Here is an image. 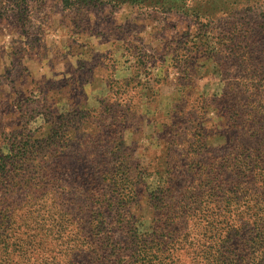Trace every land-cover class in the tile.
Segmentation results:
<instances>
[{
    "label": "rangeland",
    "instance_id": "374dc122",
    "mask_svg": "<svg viewBox=\"0 0 264 264\" xmlns=\"http://www.w3.org/2000/svg\"><path fill=\"white\" fill-rule=\"evenodd\" d=\"M262 220L264 0H0V264H244Z\"/></svg>",
    "mask_w": 264,
    "mask_h": 264
},
{
    "label": "trees",
    "instance_id": "16d2710c",
    "mask_svg": "<svg viewBox=\"0 0 264 264\" xmlns=\"http://www.w3.org/2000/svg\"><path fill=\"white\" fill-rule=\"evenodd\" d=\"M134 177H131V175H128L125 172V182L127 184V186L130 188V192H133L134 186L136 184V181L133 180ZM124 206L127 207L128 205V199L125 200L123 202ZM258 230H257V234L259 236H262V238L264 237V220L259 221L258 226H257ZM169 234V233H167ZM174 237V235H162V237L157 241L156 245H157V249L158 250H162L164 248V245H174L176 242L172 239ZM163 246V247H162ZM166 246V245H165ZM155 254V253H153ZM250 255H255L254 258H250ZM244 264H264V238L260 239L259 242L256 244V247L253 249L252 252L247 253V256L245 258ZM236 264H241V263H236Z\"/></svg>",
    "mask_w": 264,
    "mask_h": 264
}]
</instances>
